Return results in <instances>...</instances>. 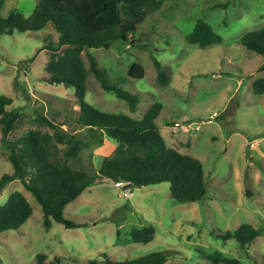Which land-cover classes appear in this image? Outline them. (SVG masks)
<instances>
[{"label":"rangeland","instance_id":"obj_1","mask_svg":"<svg viewBox=\"0 0 264 264\" xmlns=\"http://www.w3.org/2000/svg\"><path fill=\"white\" fill-rule=\"evenodd\" d=\"M158 1L159 10L138 26L130 41L87 50L111 81L127 77L133 62L144 66L142 79L128 78L119 85L140 97L137 111L131 113L125 101L101 88L89 70L86 50L82 52L88 69L85 99L105 113H122L135 120L160 102L163 107L155 124L168 146L202 162L206 197L178 204L171 197L169 183L133 187L123 181L125 185L117 187L116 180L98 176L64 209L67 218L82 226L67 229L53 223L46 230L39 205L14 180L1 191L0 203L19 190L34 212L19 231L0 234V264H36L39 253L48 261L64 256L67 264L73 258H95L101 264L106 257L124 260L160 250L177 252L165 264L264 263V94L253 90L254 82L264 78V56L239 42L246 33L264 28V0ZM36 4L37 0H0V16L17 12L28 17ZM201 19L220 36L219 43L201 48L186 41L185 36ZM48 38L58 40L51 25L39 32L0 36V95L12 98L8 110L23 115L9 137H20L31 129L52 132L37 117L52 118L87 145L74 167L97 174L118 142L104 134L93 136L79 122L74 89L46 82ZM151 54L166 68L167 85L157 82ZM175 123L190 124L193 130ZM197 126L200 130H195ZM7 153L1 143L0 177L12 173ZM242 224L260 231L245 249L234 239L224 242L212 236L213 230L234 231ZM150 225L156 230L151 242L128 240L132 229ZM215 252L219 253L215 260L205 256Z\"/></svg>","mask_w":264,"mask_h":264},{"label":"trees","instance_id":"obj_2","mask_svg":"<svg viewBox=\"0 0 264 264\" xmlns=\"http://www.w3.org/2000/svg\"><path fill=\"white\" fill-rule=\"evenodd\" d=\"M158 0H37L30 16L11 12L0 16V36L14 32H39L47 25L58 33V40L48 38L45 49L49 60L46 65V82L74 89L79 105V122L93 135L104 134L118 142L112 156L103 159L97 174L74 167L81 150L86 147L76 134L62 128L61 123L40 115L37 120L52 132L31 129L17 138L9 135L22 123L23 115L8 110L13 100L0 95V144L8 148V161L12 173L0 177V193L10 182L18 180L29 192L41 211V225L49 230L53 223L65 228L81 227L64 214L65 207L76 200L98 176L124 181L133 187L170 184V193L178 204L194 203L207 195V183L202 162L178 149L168 146L155 120L159 117L162 104L154 102L141 120L126 114H108L86 101L88 69L82 52L90 49H108L115 42L126 43L137 32V28L148 16L158 11ZM189 44L206 48L221 41L210 24L197 20L186 36ZM240 44L264 56V28L250 31ZM88 53L90 68L101 88L114 94L128 104L135 113L140 97L122 89L119 85L128 78L142 79L144 66L139 62L129 65L127 77L111 81L108 73L99 67L95 57ZM153 63L157 82L168 84L166 68L156 56ZM254 93L264 94V78L253 85ZM233 132L235 129L230 128ZM34 208L19 190L12 192L4 203H0V234L19 231L33 216ZM212 236L222 241L234 239L245 249L260 231L250 224H242L234 231L215 232ZM156 234L154 226L134 228L129 234L131 243L147 244ZM119 236V231H118ZM219 253L205 254L211 260ZM176 251L160 250L134 258L116 260L109 257L101 264H165ZM64 256L51 261L45 254L36 255V264H67ZM65 262V263H64ZM71 264H99L97 259L86 261L73 258ZM264 264V263H263Z\"/></svg>","mask_w":264,"mask_h":264},{"label":"built area","instance_id":"obj_3","mask_svg":"<svg viewBox=\"0 0 264 264\" xmlns=\"http://www.w3.org/2000/svg\"><path fill=\"white\" fill-rule=\"evenodd\" d=\"M210 122H211V120H210ZM174 126L180 127V128H183V129L193 130V128H192V126H190V124L181 125L180 123H175ZM195 130H200V126L195 127ZM115 185L117 187H120V186H124L125 183L123 181L119 180V181H116V184ZM124 195H126V193Z\"/></svg>","mask_w":264,"mask_h":264}]
</instances>
